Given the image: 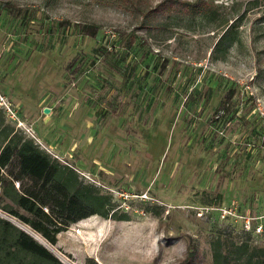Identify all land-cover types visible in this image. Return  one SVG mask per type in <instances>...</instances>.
Listing matches in <instances>:
<instances>
[{
  "label": "rangeland",
  "instance_id": "1",
  "mask_svg": "<svg viewBox=\"0 0 264 264\" xmlns=\"http://www.w3.org/2000/svg\"><path fill=\"white\" fill-rule=\"evenodd\" d=\"M3 132L109 197L54 244L0 197L61 263L243 264L264 248V0H0Z\"/></svg>",
  "mask_w": 264,
  "mask_h": 264
},
{
  "label": "trees",
  "instance_id": "2",
  "mask_svg": "<svg viewBox=\"0 0 264 264\" xmlns=\"http://www.w3.org/2000/svg\"><path fill=\"white\" fill-rule=\"evenodd\" d=\"M98 28L97 24L89 23L82 32L94 37ZM130 41H134L133 36ZM14 157L16 171L4 172ZM14 181L19 182V188H15ZM0 197H10L24 212L8 202L1 207L4 211L16 216L51 244L72 222L92 214L107 217L109 204L107 195L80 180L71 167L52 159L30 139L8 132H3L0 144ZM0 250H4L0 264H7L22 254L31 256L30 261L22 264H63L31 235L3 217H0ZM234 252L236 261L244 258L243 264H264L263 247L240 243L234 247ZM228 255L216 250L214 264H229ZM194 257L195 251L190 249L180 264H191Z\"/></svg>",
  "mask_w": 264,
  "mask_h": 264
},
{
  "label": "water",
  "instance_id": "3",
  "mask_svg": "<svg viewBox=\"0 0 264 264\" xmlns=\"http://www.w3.org/2000/svg\"><path fill=\"white\" fill-rule=\"evenodd\" d=\"M23 228V227H22ZM24 230H26V232L31 235L35 240H37L40 244H42L44 247L49 248L45 243H42L41 241H39L38 239L35 238V236L33 234H31L30 231H28L25 227Z\"/></svg>",
  "mask_w": 264,
  "mask_h": 264
},
{
  "label": "bare ground",
  "instance_id": "4",
  "mask_svg": "<svg viewBox=\"0 0 264 264\" xmlns=\"http://www.w3.org/2000/svg\"><path fill=\"white\" fill-rule=\"evenodd\" d=\"M29 231V230H28ZM33 234V233H31ZM35 236L36 239H38L39 241H41L42 243H45L44 240H42L40 237H38L37 235L33 234ZM46 244V243H45Z\"/></svg>",
  "mask_w": 264,
  "mask_h": 264
}]
</instances>
